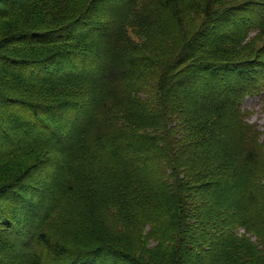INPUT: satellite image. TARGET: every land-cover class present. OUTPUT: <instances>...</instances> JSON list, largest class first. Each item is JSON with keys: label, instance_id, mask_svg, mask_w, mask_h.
Here are the masks:
<instances>
[{"label": "trees", "instance_id": "obj_1", "mask_svg": "<svg viewBox=\"0 0 264 264\" xmlns=\"http://www.w3.org/2000/svg\"><path fill=\"white\" fill-rule=\"evenodd\" d=\"M250 1L0 0V264H264Z\"/></svg>", "mask_w": 264, "mask_h": 264}, {"label": "rangeland", "instance_id": "obj_2", "mask_svg": "<svg viewBox=\"0 0 264 264\" xmlns=\"http://www.w3.org/2000/svg\"><path fill=\"white\" fill-rule=\"evenodd\" d=\"M216 2H217V4L214 5V8H218L219 10H223L225 8H230V7H236V6H240L239 10H241V7H244L245 10L246 9L249 10L252 7L251 11H250L251 15L253 17H255L257 15L256 14L257 8L254 4L251 6H248V8L245 7V5H247L249 3L252 4L250 0H216ZM98 7H99V9H97ZM96 9L100 10V5L97 6ZM247 10H246V12H247ZM244 16H245V14H242V16H237L236 19L243 21ZM197 26H198V22H196V25L193 26V29L197 28ZM131 37L138 44H141L144 41V39H142L141 37H138V36L133 35ZM251 37L254 38V32L251 33ZM225 48H227V47H225ZM234 49H236V48L232 47V51ZM259 52H260V57L264 60V56H262V53H264V34L257 35L256 39H254V41L251 43V45H249L248 47L246 46L245 49L240 53L239 59L241 58V59H243V61L255 59L256 54L257 53L259 54ZM236 53H238V49H236ZM256 59H258V58H256ZM242 109L249 112V114H248L249 117H248L247 122L250 124L256 125L257 128H259V130L261 132H264V92L261 93L260 95L247 97L243 101ZM261 141H264V135L261 136ZM259 150L261 152L259 154L264 155V147H259ZM41 173L42 172H37V174H35L33 177L36 178ZM2 259L3 258H1L0 261Z\"/></svg>", "mask_w": 264, "mask_h": 264}, {"label": "bare ground", "instance_id": "obj_3", "mask_svg": "<svg viewBox=\"0 0 264 264\" xmlns=\"http://www.w3.org/2000/svg\"><path fill=\"white\" fill-rule=\"evenodd\" d=\"M128 150H129V149H128ZM126 152H128V151H126ZM126 152H125V153H126Z\"/></svg>", "mask_w": 264, "mask_h": 264}]
</instances>
